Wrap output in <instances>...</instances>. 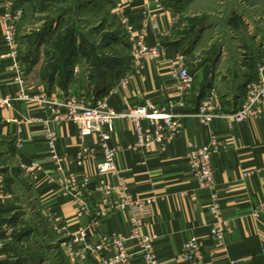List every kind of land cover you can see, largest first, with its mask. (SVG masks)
I'll list each match as a JSON object with an SVG mask.
<instances>
[{
	"label": "crops",
	"instance_id": "0c3cea01",
	"mask_svg": "<svg viewBox=\"0 0 264 264\" xmlns=\"http://www.w3.org/2000/svg\"><path fill=\"white\" fill-rule=\"evenodd\" d=\"M12 2L0 0V12ZM111 2L114 14L120 22L122 18L126 20L134 35L143 30L146 45H158L161 52L157 59L146 62L139 73L120 86H117L118 80L129 65L124 69L114 65L106 70L100 85L87 77L84 79L78 65H74L67 76L55 71L52 82L46 83V75L52 71L40 54L36 63L26 71V83L57 96L72 90L96 89L100 92L97 99L106 101L119 113L148 100L169 112L192 114L203 95L211 89L221 97L223 110L230 112L243 96L246 83L264 79V70H258L264 67V25L247 24L245 13H238L236 6L225 12L232 25L230 30H236L240 35L234 43L233 54L228 56L226 46L222 44L195 69L187 61L193 49H188L189 42L171 40L178 14L159 0ZM182 65L195 80L184 100L177 96L179 82L169 75L171 67L177 69ZM9 66L10 59L0 30V96L13 95L20 89L12 80ZM203 68L207 71L203 72ZM181 101L184 102L182 107L178 105ZM45 118H49L48 113L37 111L32 104L25 102H16L12 109L0 110V176L5 193L0 204V234L3 226H14L13 223L17 222L15 216H10L18 204L14 199L13 183V174L17 172L15 175H21L28 183V201L33 202L40 220L49 229L56 223L66 222L69 231L75 233L78 224L88 225L84 259L72 261L67 258L60 247L67 238L59 236L55 239L65 264H98L97 256L90 250L97 243L99 230L106 236L112 233L125 235L130 231V210L112 209L108 204L112 198L105 202V197L95 193L94 189L102 184L117 187L122 182L130 202L144 197L156 198L144 213L141 229L153 237L154 257L161 264H193L182 257L184 243L190 236H196L202 243L203 264H231V261L264 264V115L246 119L231 128H227L222 120L205 125L195 117H188L182 132L164 150L156 145L136 149L131 123L127 119L117 120L110 141L119 147L115 159L117 175L96 174L101 148L92 135L81 140L73 123L51 124L57 134L54 159L45 144L40 121ZM29 119L31 122H27ZM143 125L146 126L147 122L144 121ZM212 133L221 145L218 154L210 159L215 192L220 199L222 215L231 226L230 232L224 236L226 245L223 248L215 246L208 235V191L193 178L186 159L191 146H203ZM31 163L37 167L27 172L26 167ZM66 174L75 177L78 189L87 198L89 216L77 217L75 198L60 187L58 181ZM84 180L87 181L85 187ZM7 215L10 216L8 220ZM21 234L20 247L27 238V234ZM127 245L132 253L131 264H145L143 254L137 252L135 245L131 242ZM109 253L105 248L102 256H109ZM0 264L19 263L10 259L8 249L2 247Z\"/></svg>",
	"mask_w": 264,
	"mask_h": 264
},
{
	"label": "built area",
	"instance_id": "2783aa9c",
	"mask_svg": "<svg viewBox=\"0 0 264 264\" xmlns=\"http://www.w3.org/2000/svg\"><path fill=\"white\" fill-rule=\"evenodd\" d=\"M22 14L23 9L13 7L12 3L6 4L4 11L0 12L3 46L10 59L8 70L13 74V82L20 87L19 91L13 95L0 96V110L12 109L16 102H25L32 104L37 111L48 113L49 118L40 119V121L44 128L46 147L52 153L54 159H56L54 147L57 134L51 124L55 126L63 123L75 124L78 137L81 140L89 137V135L94 136L96 145L102 151L101 160L96 163V174L117 175L115 159L119 147L110 144L115 133L114 126L117 120L127 119L131 123L135 132L134 147L136 149L150 148V146L156 145L164 150L166 145L182 132L185 120L188 117H195L201 124L205 125L222 120L227 128H231L232 125L246 119L260 118L264 115V79L246 83L243 96L239 98L235 109L230 112L223 110L221 97L217 96L212 89L203 95L192 114L169 112L164 108L156 107L148 100H145L141 105H137V107L119 113L109 107L107 102L102 99H97L93 103V99L86 98L83 91L72 90V92H68L63 96L48 94L42 88L27 84L25 81L26 73L19 58L16 36ZM121 22L125 25L124 30L127 33L130 61L129 69L120 77L117 86L125 84L129 77L139 73L146 62L157 59L161 52L158 45H146L143 30L134 35L124 18L121 19ZM258 70L262 72L264 67H259ZM169 75L179 82L177 96L184 100L189 88L195 82L194 76L183 65L177 69L171 67ZM178 105L182 107L184 102L181 101ZM144 121L147 122L146 126L143 125ZM27 122H31V120L29 119ZM20 132L19 130L18 133ZM220 146L218 139L212 133L203 146H191L186 159L193 178L197 180L201 188L208 191L209 198L206 205L210 215L208 235L215 246L223 248L226 245L224 236L230 232L231 226L220 210V199L215 192V180L210 161L212 155L218 154ZM36 167L35 163H31L26 167V171L31 172ZM243 175L246 176L247 174L244 173ZM84 181L83 186L85 187L87 181ZM58 182L64 191L72 194L75 198L78 205L77 217L89 216L87 198H84L81 189H78L75 177L66 174ZM125 190L122 182L117 187L110 184L95 187L94 192L102 194L105 197V202L112 198L111 202L108 203L112 209L124 210V208H128L130 210V231L125 235L112 233L106 236L99 230L97 243L93 245L90 251L97 256L98 264H131L132 253L127 245L128 242H131L135 245L137 252L143 254L145 264H161L154 257L153 237L143 233L141 229L144 226V213L155 202L156 198L144 197L130 202ZM4 198V183L0 176V204ZM11 226H3L2 234H0V248L12 239ZM97 226L99 227V224ZM87 229L88 225L78 224L75 227V233H71L66 222L54 224V231L57 235L67 238L61 242L60 247L70 260L84 259L87 248L85 247V241L88 237ZM105 248L110 252L109 256H102ZM201 254L202 243L199 238L190 236L184 243L182 257L190 263L203 264ZM231 264H238V262L231 261Z\"/></svg>",
	"mask_w": 264,
	"mask_h": 264
},
{
	"label": "rangeland",
	"instance_id": "374dc122",
	"mask_svg": "<svg viewBox=\"0 0 264 264\" xmlns=\"http://www.w3.org/2000/svg\"><path fill=\"white\" fill-rule=\"evenodd\" d=\"M111 1L13 0L15 8L23 9L16 36L25 73L29 69L28 62L36 63L40 54L49 69L78 65L84 79L90 73H100L114 65L126 68L130 61L127 33L114 14ZM159 1L179 15L171 40L189 42L188 49H193L187 61L195 69L222 44L226 46L228 56L233 54L234 43L240 35L236 30H230L232 25L225 12L236 6L238 13H245L247 24L264 25V0ZM66 38L71 39L70 49ZM64 53L67 54L66 60L62 59ZM83 92L86 98L93 93L90 89ZM15 174L14 199L18 204L10 216H15L17 222L11 226L12 239L3 247L8 249L10 259L19 264H65L55 241L60 235L54 231L53 225L49 229L40 220L33 202L28 201V183L21 175L17 177ZM22 232L27 238L20 247L18 242L22 240Z\"/></svg>",
	"mask_w": 264,
	"mask_h": 264
},
{
	"label": "trees",
	"instance_id": "16d2710c",
	"mask_svg": "<svg viewBox=\"0 0 264 264\" xmlns=\"http://www.w3.org/2000/svg\"><path fill=\"white\" fill-rule=\"evenodd\" d=\"M66 41H68V45L69 46H67V47H69V49L71 48V39L69 40V38H66ZM67 54H65L64 53V55L62 56V59H65L66 60V58H67V56H66ZM64 60V61H65ZM53 60H50L49 62H52ZM65 62H67V61H65ZM34 63H33V61H30V62H28V65H29V69H30V67L33 65ZM105 65V64H104ZM69 70H71V67H70V64H68V66H55L53 69H51V71L52 72H50V75L48 74V75H46V76H48V77H44L45 78V82L46 83H51L52 82V75H53V73H55V71H60V73H62V75H68L69 73ZM104 76H105V70L104 71H102V72H100V73H96V74H92V73H90V74H88V78L89 79H92L94 82H96L98 85H100V84H102V82L104 81ZM93 93L91 94V97L90 98H92L93 99V103L95 102V100H97V98L99 97V95H100V92L98 91V90H96V89H94V90H91ZM48 94H51L49 91H46ZM11 220V219H10Z\"/></svg>",
	"mask_w": 264,
	"mask_h": 264
}]
</instances>
